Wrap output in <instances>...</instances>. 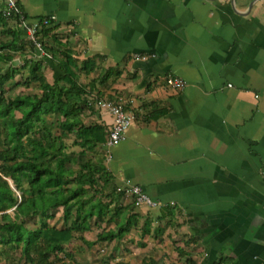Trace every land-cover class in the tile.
Wrapping results in <instances>:
<instances>
[{"label":"crops","instance_id":"obj_1","mask_svg":"<svg viewBox=\"0 0 264 264\" xmlns=\"http://www.w3.org/2000/svg\"><path fill=\"white\" fill-rule=\"evenodd\" d=\"M15 1L28 19H51L47 39L71 52L86 91L79 120L105 132L85 155L107 175L96 196L119 222L136 217L100 245L119 248L116 264H264V0ZM41 63L45 83L61 75L56 58ZM107 71L117 76L101 81ZM117 96L131 122L109 147L111 116L85 103ZM127 185L158 206H136ZM95 223L89 233L117 228Z\"/></svg>","mask_w":264,"mask_h":264},{"label":"trees","instance_id":"obj_2","mask_svg":"<svg viewBox=\"0 0 264 264\" xmlns=\"http://www.w3.org/2000/svg\"><path fill=\"white\" fill-rule=\"evenodd\" d=\"M8 21L12 26L7 27ZM18 24L17 16L7 18L0 10V28L4 27L0 32L4 38L0 39V258L16 251L23 264H56L72 259L74 249H66L72 241L88 246L111 242L134 226L136 217L119 222L121 209H110L101 195L96 196L101 194L96 189L97 174L101 180L107 175L85 155L103 143L105 132L100 126L79 120L86 91L76 83L71 52L54 38L48 41L50 28L44 27L38 33L61 70L51 84L45 83L42 60L33 57L32 43ZM16 57L22 64L10 66ZM24 70L27 76L23 81L16 80ZM82 70L90 72L92 66L83 63ZM107 75L117 73L107 71L101 81ZM34 84L39 92L11 95L15 86L28 90ZM67 140L80 150L67 153ZM73 157L79 169L72 168ZM57 212L60 215L56 218ZM93 218L96 227L105 222V227L114 223L117 228H104L89 242L84 234L91 231ZM148 225L146 220L144 235L149 232ZM225 262L222 259L216 264Z\"/></svg>","mask_w":264,"mask_h":264},{"label":"built area","instance_id":"obj_3","mask_svg":"<svg viewBox=\"0 0 264 264\" xmlns=\"http://www.w3.org/2000/svg\"><path fill=\"white\" fill-rule=\"evenodd\" d=\"M4 3L3 14L5 17L17 16L19 28L23 31L25 38L32 43L34 58L39 60L51 59L52 56L45 50L44 44L38 39V33L44 28L51 25L50 18L40 19H26L21 8L18 6L15 0H2ZM165 83L167 86L180 91L184 88V83L178 79L169 77L166 78ZM87 105L97 110L104 111L111 116V125L107 132L106 144L111 147L124 139L126 130L128 129L131 116L128 111L126 101L123 97L117 96L114 99H98L92 98L87 102ZM120 190L125 191L128 195H131L134 200V204L138 207H156L157 203L153 202L147 195H145L142 189L136 185H127Z\"/></svg>","mask_w":264,"mask_h":264},{"label":"rangeland","instance_id":"obj_4","mask_svg":"<svg viewBox=\"0 0 264 264\" xmlns=\"http://www.w3.org/2000/svg\"><path fill=\"white\" fill-rule=\"evenodd\" d=\"M7 24L9 25L11 23L8 22ZM26 76H27V72L21 71L20 75L17 76L16 80L23 81V79ZM43 76H46V74H43ZM44 79H45V77H44ZM36 86L37 85L34 84L28 90H25L23 87H21V85L18 87L15 86L14 89L11 91V95L12 94L19 95V94H22L25 92L32 93V92L36 91V89L35 90L33 89ZM49 121L51 123L53 122V120L51 118L49 119ZM53 131H55V130H53ZM71 142H72L71 140H67V141H65V144L70 145ZM55 214H56L55 216L57 218L60 215V212H57ZM53 222L54 221H50V223H53ZM29 226L31 228L33 227V225H31V224ZM60 226H61V224H60ZM92 229H94V227ZM84 237L89 242L94 241L95 237H96V229L92 233H89V232L85 233ZM100 245L101 244L88 246L85 244H80V242H78V241H72L70 246L66 247V249H68V250L70 248L74 249L72 259L71 260L65 259V260H62L61 262L58 261V262H56V264H116V262L114 261V255L117 254V251L119 250V248L117 250H115L116 247L113 246V244L111 246L115 247L114 250H113V248L111 249V246L110 247L109 246L104 247V245H102V247H100ZM0 264H23V263L20 262L19 254L16 251H9L6 254V256L0 258Z\"/></svg>","mask_w":264,"mask_h":264},{"label":"water","instance_id":"obj_5","mask_svg":"<svg viewBox=\"0 0 264 264\" xmlns=\"http://www.w3.org/2000/svg\"><path fill=\"white\" fill-rule=\"evenodd\" d=\"M19 65H20V60H19V59H14V60H12V61L10 62V66H12V67H18ZM7 66H8V65H5V66H4V69H6ZM7 181H8V183H9L11 189H14V188L12 187L11 182H10L9 180H7Z\"/></svg>","mask_w":264,"mask_h":264}]
</instances>
